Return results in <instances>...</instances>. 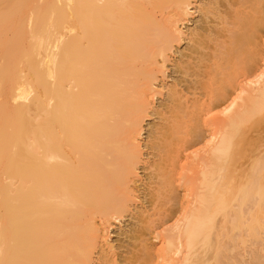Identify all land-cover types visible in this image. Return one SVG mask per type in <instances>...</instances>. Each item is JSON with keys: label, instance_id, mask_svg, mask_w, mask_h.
<instances>
[{"label": "bare ground", "instance_id": "bare-ground-1", "mask_svg": "<svg viewBox=\"0 0 264 264\" xmlns=\"http://www.w3.org/2000/svg\"><path fill=\"white\" fill-rule=\"evenodd\" d=\"M228 243L264 253V0H0V264Z\"/></svg>", "mask_w": 264, "mask_h": 264}, {"label": "rangeland", "instance_id": "rangeland-1", "mask_svg": "<svg viewBox=\"0 0 264 264\" xmlns=\"http://www.w3.org/2000/svg\"><path fill=\"white\" fill-rule=\"evenodd\" d=\"M195 16V15H194ZM196 17H197V14H196ZM198 19V18H197ZM197 19H195V17H194V19H193V21H192V25H188L187 26V28L188 29H185V31H187V30H189V28H193V27H195L196 26V24H195V22H197ZM195 20V21H194ZM189 43L188 42H186L185 44H183L181 47H179L178 49H179V52H182L183 54H184V52H185V54H189L190 52H189V48H187V45H188ZM189 46V45H188ZM190 47V46H189ZM175 56V55H174ZM180 56V57H179ZM175 59H178L179 60V58H180V60H181V54L180 53H177L176 54V56L174 57ZM183 59V58H182ZM185 59V58H184ZM168 76H169V79L167 80V83H169L170 85H172L174 82H176L177 81V79L178 80H180V76H179V74H177L176 72H175V69L173 68V67H170L169 68V74H168ZM174 80H176V81H174ZM183 85V84H182ZM181 85V86H182ZM184 86V85H183ZM182 86V87H183ZM183 88H185V86L183 87ZM164 99V98H163ZM163 99H159L158 101H157V106H159L161 103H162V101H163ZM157 117V116H156ZM154 117L153 116V118H151V120L149 121V123H148V125H146L145 124V133H144V136H143V143H144V145L146 146V144L148 145L149 143V136H150V130L152 129V127L154 126V125H156V124H158V123H160V121H159V118L157 117ZM148 122V121H147ZM145 152L146 153H150V150L148 149V148H145ZM128 219L126 220V222L125 223H123L120 227L118 226L115 230H113L112 231V235H110L111 236V240H112V242H113V244L115 245V246H117L118 247V245H122L123 244V242H126L127 241V239H126V236L125 235H123V233H125L126 232V230L129 228L128 226H130V225H132V223H133V221H131V220H129L128 222ZM120 234V235H119ZM122 234V235H121ZM116 241V242H115ZM227 243V242H226ZM118 244V245H117ZM225 245H227V247H224V249H222V251H220V253L219 254H215L214 252V258L212 257V261H211V263L210 264H264V263H262L261 261H263L264 262V257H262L263 255H264V253H262V254H260V256L259 257H253L252 256V251H253V249H255V247H253V246H251V247H248L247 249H241V250H238V249H236V250H230V249H228V248H231V247H233L234 246V243L232 244H225ZM230 245V246H229ZM226 250H228V251H226ZM220 255V256H219ZM217 256V257H216ZM226 256V257H225ZM216 257V258H215ZM254 259H253V258ZM230 260V258H235V259H233L234 261H232L231 262V260L229 261L228 259ZM215 259H216V261H215ZM257 260H260V262L259 261H257ZM221 261V262H220ZM215 262V263H214Z\"/></svg>", "mask_w": 264, "mask_h": 264}]
</instances>
